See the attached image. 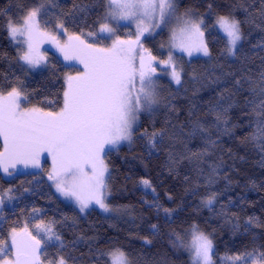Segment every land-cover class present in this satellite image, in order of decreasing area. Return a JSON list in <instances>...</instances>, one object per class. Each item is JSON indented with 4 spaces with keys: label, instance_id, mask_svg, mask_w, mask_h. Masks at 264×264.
<instances>
[{
    "label": "trees",
    "instance_id": "16d2710c",
    "mask_svg": "<svg viewBox=\"0 0 264 264\" xmlns=\"http://www.w3.org/2000/svg\"><path fill=\"white\" fill-rule=\"evenodd\" d=\"M37 3H45L49 8L47 16L40 18L41 25L45 27L48 21L46 28H53L56 16L71 10L73 0H55L56 6L48 5L47 0H0V74L13 82L15 77H20L29 94L28 104L58 111L65 78L76 75L79 69L65 65L50 52L47 68L28 75L27 71H21L20 49L10 41L8 34L9 19L17 20L21 8ZM76 3L85 6L86 11L80 14L76 24L65 21L68 32H96L98 22L103 21L107 11V0H76ZM182 6L196 13H210L204 34L211 56L186 61L177 55L181 83L175 84L172 92L167 91L169 95L156 112L151 116L141 115L131 144L107 155L111 169L110 205L128 213L106 216L93 208L81 212L75 201L69 202L51 186L52 181L47 178L48 163L44 162L42 168H32L11 177L0 171V186L13 188V194L18 197L12 201V206L3 208L0 239L9 243L11 229L23 223L36 234L31 209L37 207L43 210L40 218L45 222L55 221V230L69 245L60 254L84 257L76 264H96L90 247L94 252L119 248L131 264H191L189 253L179 246L177 236L187 244L193 224L213 240L214 264H221L220 258L226 254L264 246V151L248 139L254 123L246 104L254 98L250 90H258L260 74L264 72V3L262 0H182ZM228 14L240 21L242 33L241 44L233 58L228 56L226 39L214 27L216 16ZM166 37V28H163L152 36L153 43L150 38L142 43L154 55L162 57L166 55ZM98 43L104 44L106 40ZM237 80L243 88L235 84ZM221 94L231 97L228 103L232 107L226 116L228 131L223 124L219 131L211 127V138L216 143L208 146L206 138L200 135L193 138L188 133L195 121L209 124L215 119L209 108ZM46 101L57 103L52 107ZM145 129L149 133L166 129L164 142L150 150L147 138H140ZM2 146L0 138V149ZM199 152L207 154L192 155ZM170 156L178 163H170ZM210 167L217 171L214 182L208 186ZM141 179L149 180L152 187L145 188ZM208 191L217 194L212 210L201 202ZM156 204L161 207L158 209ZM221 205L225 206L224 215L220 214ZM163 208L172 210L171 215L166 216ZM250 217L254 218V223L246 230ZM152 225H156V229ZM57 252L58 249L50 245L42 250L41 260L48 263ZM99 264H111L109 257L100 258Z\"/></svg>",
    "mask_w": 264,
    "mask_h": 264
},
{
    "label": "snow or ice",
    "instance_id": "6c2138e0",
    "mask_svg": "<svg viewBox=\"0 0 264 264\" xmlns=\"http://www.w3.org/2000/svg\"><path fill=\"white\" fill-rule=\"evenodd\" d=\"M264 3V0H262ZM48 5H55V0H47ZM211 7V5H209ZM49 8L45 3L24 10L19 26L9 19L7 27L13 41L22 36L26 50L21 49L18 61L22 62L21 71L35 69L42 63L38 45L45 39L51 40L59 48L66 61L76 60L83 69L76 75L65 78L66 87L63 90L62 103L58 111L45 110L41 106L26 107L30 102L29 94L24 89L20 77L13 82L8 76L0 74V138L3 139V150L0 151V170L12 176L17 165L24 168L40 167V157L47 152L52 158V169L47 178L52 181L56 191L66 198H74L80 211L84 212L90 204L98 205L104 212L112 210L106 203L108 180L111 179L106 157L110 150H117L122 142H132L141 114L152 115L157 110L159 97L157 85L153 79L155 68L153 61L156 57L144 48L141 37L152 35L155 29L167 26L173 20L178 24V30L172 32L173 47L186 52H200L204 56H211L207 44L204 42V30L207 27L203 19L193 18V14L186 12L177 16L175 0H107V11L99 31H88L80 34H69L68 23L76 24L80 14L86 7L73 0L71 10L56 16L53 31L41 28L40 18L47 16ZM127 20L136 24V39L121 40L116 35L113 22ZM214 27H218L226 36V50L229 55H235L238 43L242 39L240 21L231 14L218 15ZM56 31L68 35V40L60 44ZM101 39H112L110 46H97L82 39V36ZM114 37V39H113ZM140 49L139 66L136 64V50ZM163 63L172 65V79L176 84L181 83V71L177 70L173 57ZM26 66V67H25ZM219 82V78L217 79ZM249 84L252 82L249 80ZM235 84L243 88L240 80ZM250 95L254 97L246 101L250 108L253 130L248 139L264 151V72L260 74L259 88H252ZM258 97V98H256ZM231 97L221 94L220 99L209 108V113L215 119L206 124L199 120L192 125L188 133L190 137L200 135L206 138L208 146H214L211 138V127L220 130L221 124L228 131L226 119L229 108L232 107ZM55 107L56 101H46ZM167 131H152L147 129L140 138H147L151 149L157 148L164 142ZM206 152L193 153L200 157ZM170 163L178 161L169 157ZM217 169L210 167V174L206 180L208 186L214 182ZM202 174V173H201ZM187 179V177H186ZM145 188H151V182L141 179ZM14 189L0 186V220L4 219L3 208L7 202L18 199ZM28 191L27 188L24 189ZM155 192V189H153ZM169 199L171 197L169 196ZM202 204L212 210L217 203V194L208 191L202 199ZM231 200L229 204H231ZM158 209L160 205H154ZM168 208H163L166 216L171 215ZM43 210L32 207L31 216L36 221L33 235L25 225L22 232L26 239L20 238L16 228L10 232L11 247L15 249V258H8L9 245L0 239V264H44L41 260L42 250L48 246L58 249L56 256L48 260V264H76L84 257L60 254L69 248L61 235L55 230V221L41 219ZM221 215L225 214V206L221 205ZM254 223L250 217L246 222V230ZM156 229V225H152ZM41 233L43 234L41 236ZM191 240L185 244L177 236L179 246L184 247L191 255L192 264H214V244L209 234H205L196 224L190 229ZM39 237V238H38ZM146 243L151 241L146 240ZM75 246V242L72 247ZM96 264L102 257H110L111 264H131L125 252L119 248L110 251L89 248ZM47 259V257H45ZM221 264H264V246L254 247L235 254H226L220 258Z\"/></svg>",
    "mask_w": 264,
    "mask_h": 264
},
{
    "label": "rangeland",
    "instance_id": "374dc122",
    "mask_svg": "<svg viewBox=\"0 0 264 264\" xmlns=\"http://www.w3.org/2000/svg\"><path fill=\"white\" fill-rule=\"evenodd\" d=\"M175 3H176V9H177V13H176L177 16H183L186 12H190V13L193 14V18H195L197 20L203 19L204 21H206L207 16L210 15L209 12L208 13H196L195 11H193L191 9L184 8L182 6V0H175ZM33 6H35V5L29 6L28 8L33 7ZM28 8H26V9H28ZM24 10H25L24 8H21L20 13H19V18L17 20L13 21L18 26L21 23V18L24 15ZM216 19H217V16L214 18V25L216 23ZM113 26L116 28V35L119 36L121 40H135L136 39V24L135 23H133L131 21H127V20H122V21H119L118 24L113 22ZM178 27L179 26H178L177 22L175 20H173L167 26H163L162 25L160 28L155 29V31L152 33V35H148L146 33L145 36L141 37V39H142L141 43H142L143 40L149 39V38H150V43H153V40L151 39L152 36L156 32H158L159 30H161L163 28H166V32H167V35H168V38L166 37V45L164 46V49H166V55L162 56V57H158V56L154 55L152 53V51L150 50V48H146L144 43H142L144 48L150 50L151 54L156 57V60L153 61V67L155 68V72L153 73V79L156 82L157 92H158V97H159V104L156 106L157 110L163 105L164 101L166 100L167 96L169 95V93L167 91L172 92L176 88V85H175L176 82L172 79V75H171V73H172V65L169 64V63H163V61H167L168 60L169 54L171 53V55L173 57V63H175L176 68L179 71H181V64L179 63V61L177 59V55L183 56L186 59V61H190V60H192L194 58H208L209 57V56H204L202 53L195 52V51L192 53L191 56H189L186 52L180 51L178 48L173 47L172 39H171L172 32H173V30H178ZM41 28L44 29L45 27H43L41 25ZM215 28L225 39H227L225 34L222 32V30H220L218 27H215ZM46 30L47 31H53V28H46ZM98 31H99V27H98L96 32H98ZM8 34H9V31H8ZM55 34H56L57 39L59 40L61 45H63L64 43L67 42L68 35H66V34H64L63 32H60V31H56ZM69 34H71V33H69ZM81 38L87 40L89 43H95V44H97V46H110L111 43H112V39H105L106 43L102 44V43L95 42L97 40V38H95V37L82 36ZM9 39L14 45L18 46L20 50L21 49L26 50V45H24L22 43H17V41H23L25 39L24 37L17 36V40L13 41L11 39L10 35H9ZM113 39H114V37H113ZM203 39H204V42H205V34H204ZM240 44H241V41L238 43L236 51H237V49H238ZM38 51H39V54L43 57L42 63L39 66H37L35 69H28L27 70L28 75H36V74L40 73L41 71H43L44 69L47 68L48 63H49V53L50 52L54 53L65 65L77 67L79 69V71L83 69V65H81L76 60L66 61L64 59V57H63V54L60 52L59 48L51 40L45 39L42 43H39ZM139 54H140V49L137 48V50H136V55H137L136 64H137V66H139ZM228 56L230 58L235 57V55H229V53H228ZM65 87H66V85H65ZM24 106L32 107L34 105H31V104L27 103ZM145 114H147V113H145ZM140 118H141V116H140ZM139 122H140V120H139ZM139 122H138V124H139ZM135 127L137 128L138 125L135 126ZM123 145H129V143L128 142H122L119 145V147H121ZM2 150H3V147H2V149H0V151H2ZM110 151H112V150H110ZM105 159H106V163L108 164L109 173H110L111 169H110L107 157ZM44 162L48 163V172L51 171V169H52V158L47 152H45V153H43L41 155V157H40V167L39 168H42V165H43ZM30 169H32V167L24 168L23 165H17V168L15 170L10 169V171L13 172L12 176H14V175H16V174H18L20 172L29 171ZM0 171L2 172V174L4 176L11 177V176H8L7 174H5L2 170H0ZM59 195L62 196L60 193H59ZM62 197L65 198L66 200H68L69 202H71V200L75 201L74 198H66L64 196H62ZM109 198H110V193H109V185H108V191L106 193V203H108V204H110ZM9 206H12V202H7L6 201V206L5 207H9ZM88 208H93V209L97 210L99 213L104 214L106 216H114V215H118V213L126 214V211H127V210L125 211L123 209L117 210V209L112 207L111 211L104 212L102 209L99 208L98 205H95L94 203L90 204ZM127 213H128V211H127ZM25 225L26 224L23 223V225L21 227L17 228V231L20 233V238H22V239H26V236L22 232V230L24 229ZM190 229H191V227L189 228V233H188L189 238L187 237L188 238V243L191 240ZM28 230L33 235H35V233H33L29 229V227H28ZM42 235L43 234L41 233V236ZM8 245H9L8 251L10 253L8 258L14 259L15 258V249L11 247V237H10V242L8 243ZM189 255H190V253H189ZM109 259H110V257H109ZM190 260H191V255H190ZM110 262H111V259H110ZM44 264H48V263H44ZM191 264H192V261H191Z\"/></svg>",
    "mask_w": 264,
    "mask_h": 264
}]
</instances>
